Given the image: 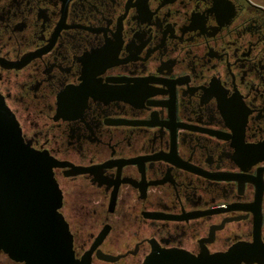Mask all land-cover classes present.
Listing matches in <instances>:
<instances>
[{
  "label": "flooded vegetation",
  "instance_id": "flooded-vegetation-1",
  "mask_svg": "<svg viewBox=\"0 0 264 264\" xmlns=\"http://www.w3.org/2000/svg\"><path fill=\"white\" fill-rule=\"evenodd\" d=\"M0 96L75 259L264 264V0H0Z\"/></svg>",
  "mask_w": 264,
  "mask_h": 264
},
{
  "label": "water",
  "instance_id": "water-1",
  "mask_svg": "<svg viewBox=\"0 0 264 264\" xmlns=\"http://www.w3.org/2000/svg\"><path fill=\"white\" fill-rule=\"evenodd\" d=\"M52 161L23 142L17 122L0 96V201L5 212L9 201H24V194L33 196L32 212H26L12 241L0 231V247L13 258L26 264H89L73 256L67 223L57 211L61 192L52 175ZM37 196V197H36ZM41 203L36 213L35 202ZM229 254L215 256V264H231ZM145 264H149L147 260Z\"/></svg>",
  "mask_w": 264,
  "mask_h": 264
}]
</instances>
